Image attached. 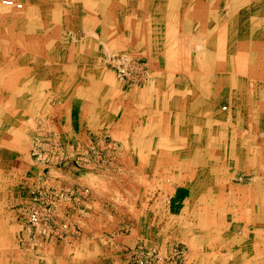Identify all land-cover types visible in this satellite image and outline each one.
Here are the masks:
<instances>
[{
	"label": "crops",
	"instance_id": "obj_1",
	"mask_svg": "<svg viewBox=\"0 0 264 264\" xmlns=\"http://www.w3.org/2000/svg\"><path fill=\"white\" fill-rule=\"evenodd\" d=\"M114 1L19 0V12H0V47L11 48L0 54V264H189L191 255L190 264H217V254L223 264H264V151L249 145L264 138V0ZM69 16L85 32L80 43L65 37L75 34ZM120 48L150 62L142 86H122L100 67L98 52ZM29 122L33 139L58 136L70 150L109 137L112 169L82 170L74 154L60 164L24 154L30 139L19 125ZM219 173L257 180L224 184ZM122 178L134 191L121 199ZM236 186L244 198L229 193L224 205L240 231L216 251L210 207ZM201 209L207 235L192 226L179 238L183 217L196 223Z\"/></svg>",
	"mask_w": 264,
	"mask_h": 264
},
{
	"label": "rangeland",
	"instance_id": "obj_2",
	"mask_svg": "<svg viewBox=\"0 0 264 264\" xmlns=\"http://www.w3.org/2000/svg\"><path fill=\"white\" fill-rule=\"evenodd\" d=\"M13 1L15 3V2H18L19 0H13ZM122 1L126 5L130 0H122ZM114 2L118 5V0H115ZM79 5H80V3H79ZM105 5H106L105 7L107 10L113 11V9L108 8L107 1L105 2ZM119 5H120V3H119ZM110 6L112 7L111 4H110ZM127 7L129 8V6H127ZM23 8H24V6H23ZM6 9L7 10L8 9L15 10V11L19 12V10L18 9L16 10L14 6L13 7L0 6V12L3 10H6ZM115 9H117V8H115ZM109 12H111V11H109ZM107 14H109V13H107ZM124 15H126V14L124 13ZM107 17L112 18V16L110 14ZM77 19L78 18L73 19V17H71V16H69L68 18L65 17V19H64V24H66V27L75 28L74 39L72 38V36H73L72 32L71 33H69V31L65 32L66 33L65 37L68 38L69 43L70 42L71 43H80L82 41V39H84V36H85L84 33L85 32L81 28L80 22ZM108 25L113 27L112 23H110L109 21H108ZM186 41H188V40H186ZM1 42H3V41H1ZM108 44H109L108 47L110 48V43H108ZM2 45H4V44H0V46H2ZM6 49L7 48L0 47V54H1V50H4L5 52L3 54L9 55L6 53L9 52L11 48L8 51H6ZM125 49L126 48H120V50H121L120 52L111 53L109 55L103 54V52H98L99 57L101 59L99 62V65H100V67H103L105 70L110 71L111 74H113L114 81L116 83L122 84V86H127V87H131V88L142 86L145 83V80L147 79V76H148L146 73L147 67H146L145 63L148 65V63H150V62L149 61L146 62V60H144L145 62L142 61L138 56L131 54L130 52H128ZM184 49L187 52H189V50H190L189 46H187V45ZM175 76H176V73H175ZM177 76L179 78L177 79L176 85L178 84V86H180L183 84L182 73L179 72L177 74ZM227 90H228L227 87L221 88L219 90V96L217 98V101L215 100L216 104H217L216 108H218L221 112L226 111V108L229 106V103H228L229 101L225 99L226 97H229V92H227ZM254 95H252L251 97L255 99ZM223 107H225V109H223ZM261 124H262V122H261ZM16 125L17 124L15 123V126ZM19 126L22 128V130L25 129V131L28 134L29 139H30V142L27 143V145H29V146H28V148L26 147L27 149H25L24 154H32V155H34V157L38 158L39 160H41L40 156H43L44 154H51L52 160H54V162H59V164H60L66 159L65 155L74 154L73 155V163L76 167H79L82 170H88V169L90 170L91 169L93 171L94 170L97 171V169H100V168L104 169V167L107 166V164L109 162H114V159L113 158L111 159V157L113 156V154H111V151L113 152L116 149V144L107 136L104 137L105 138L104 141H98L99 137L92 136L89 139V142L83 143V144L79 143L77 147L74 146L73 150H70L65 145V143L61 139L58 138V136H56V137L55 136H52V137L46 136V137H43V139H38V137H37L36 140L33 139V137H32L33 130L30 128V126H31L30 122L26 123V126L23 123H21ZM259 129H261L259 133L262 134V135H260V137H264V127L260 126ZM262 140H264V138H258L256 144L250 143L249 144L250 149L256 150L258 148V150L264 151V142H262ZM252 146H254V147L252 148ZM239 159L241 160V156L239 157ZM136 161L138 162L139 160H136ZM46 162H48V161H46ZM107 167L112 169V164H109ZM217 176H218V179L221 181V183H224V184L231 182L234 185L235 184L247 185V184H250L252 182H255V180H257V178H255L254 175H248V174L247 175L246 174L241 175L240 173L234 174V175H231V174L227 175L224 173H219V174H217ZM211 177H212V175H211ZM208 180H209V184H210V179L208 178ZM122 181L125 182L127 191H122L121 199L123 198L124 193H125V198H128V195L132 194L134 191V190H131L130 192H128V187H129V185L131 186L132 181H129L128 178H127V180L122 178ZM136 181L138 183L139 182H145L144 178H142V177H138V179ZM120 182H121V179H120ZM236 187L233 189V191L226 190L225 193L223 190H221V192L218 193V196L221 195L220 198L218 199L219 202H221V207L220 206L216 207V208L210 207L211 211L209 214L211 215V217L213 219L218 220L217 221V230H216L217 232L215 231V233H216L215 235H217L216 237L220 238V242H218V248H215V250L216 249L222 250L225 248V246H224V245H226L225 239H227V237H228L227 235L230 231L236 232V233H239V231H240V227L235 226L236 224H234V222L232 221L231 215L228 213V211H226L227 208L224 205L225 201L229 200V198H228L229 193H232L233 197H236L238 199L244 198L245 190L239 189V187H237V189H236ZM143 189H144L143 185H142V188H140V189H139V186H137L136 194L140 193V198L144 196ZM211 191H198L196 198H200V200H211L210 198L213 197V195H212L213 191L212 192ZM214 192L216 193V191H214ZM35 201H37V199H35ZM208 202L209 201H207V203H205V204H208ZM36 211H38V210H36ZM204 212L207 213V210L204 211L201 209V214L199 213V218H198L196 223L195 222L194 223H187V218L183 217V221L181 222V226H180L181 231L177 230L175 234H177V236L179 238H180V236L183 237V236H185V233H188V232H182V230L188 231L193 226L192 229L195 228L194 231H196L197 233H199L201 235H204V233H206V235H207L209 224H207L208 220H206V219H208L209 215H208V217H204V215H205ZM213 215H215V216H213ZM181 219L182 218H180L179 220L177 219V220L180 222ZM171 224L172 223H168L167 226H169ZM187 228H189V229H187ZM211 229H213V228H211ZM179 233H181V234H179ZM176 238H174L173 241L177 242V244H179V245H182L181 247L184 248V253H186L188 246L184 245V243L181 240H179L178 238L176 240ZM219 238H218V240H219ZM222 240H224V244L222 243ZM179 245H177V246H179ZM177 246H175V247H177ZM209 249H210L209 246L206 245V250H209ZM179 255H181V254H179ZM193 257H195V255H193V256L191 255L189 257L190 263H192ZM220 257L222 259V263H221ZM187 258L188 257H186L187 261L185 260V258L182 260L177 259L176 263L182 264V263H184V261L188 262ZM14 259L18 260L17 257L16 258L14 257L13 262H14ZM216 261H217V264H220V263L223 264L224 257L221 256V254H220V256L217 254L216 255Z\"/></svg>",
	"mask_w": 264,
	"mask_h": 264
},
{
	"label": "built area",
	"instance_id": "obj_3",
	"mask_svg": "<svg viewBox=\"0 0 264 264\" xmlns=\"http://www.w3.org/2000/svg\"><path fill=\"white\" fill-rule=\"evenodd\" d=\"M0 6H14L17 9L21 8L20 3H13L12 0H0ZM223 109H225V107H223ZM39 219L40 217L38 211L35 210L30 214V222L32 224H37Z\"/></svg>",
	"mask_w": 264,
	"mask_h": 264
},
{
	"label": "bare ground",
	"instance_id": "obj_4",
	"mask_svg": "<svg viewBox=\"0 0 264 264\" xmlns=\"http://www.w3.org/2000/svg\"><path fill=\"white\" fill-rule=\"evenodd\" d=\"M5 7H8V6H5ZM159 28V27H158ZM158 31V30H157ZM163 33V32H162ZM175 36V35H174ZM214 36V35H213ZM209 37V36H208ZM207 37V38H208ZM174 38V37H173ZM232 40V39H231ZM212 40H210V42H208V45H213L212 44V42H211ZM206 42V41H205ZM235 42V41H234ZM213 47V46H212ZM215 47V46H214ZM227 47V46H226ZM198 48V47H197ZM232 48V47H231ZM177 49V48H176ZM206 49V48H205ZM232 51V50H231ZM230 52V51H229ZM233 52V51H232ZM210 55V54H209ZM260 62V61H259ZM261 63V62H260ZM214 68V67H213ZM254 73V72H253ZM230 74V73H229ZM256 74V73H255ZM232 75V74H231ZM233 76H235V75H233ZM198 77V76H197ZM232 78V77H231ZM198 104V103H197ZM170 105V104H169ZM179 106V105H178ZM195 106V105H194ZM201 108V107H200ZM188 135V134H187ZM181 136V135H180ZM189 140V139H188ZM191 141V140H190ZM184 143V142H183ZM164 145V144H163ZM166 151V150H165ZM168 151V150H167ZM180 152V151H179ZM169 153V152H168ZM184 155V154H183ZM150 157H152V156H150ZM177 157V156H176ZM186 157V156H185ZM189 157V156H188ZM165 158V157H164ZM187 158V157H186ZM185 159V158H184ZM144 160V159H143ZM183 160V159H182ZM157 161V160H156ZM163 161V160H162ZM180 161V160H179ZM195 161V160H194ZM163 163V162H162ZM177 163V162H176ZM142 164H144V163H142ZM161 164V163H160ZM172 164V163H171ZM182 164V163H181ZM187 164V163H186ZM191 165V164H190ZM151 167V166H150ZM163 168V167H162ZM173 169V168H172ZM184 170H186V169H184ZM150 172V171H149ZM149 175V174H148ZM163 175V174H162ZM172 177H173V175H172ZM179 182V181H178ZM219 214V213H218Z\"/></svg>",
	"mask_w": 264,
	"mask_h": 264
}]
</instances>
